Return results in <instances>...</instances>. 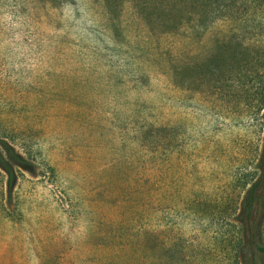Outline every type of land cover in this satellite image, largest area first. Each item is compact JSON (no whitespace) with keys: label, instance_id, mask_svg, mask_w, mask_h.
Here are the masks:
<instances>
[{"label":"rangeland","instance_id":"1","mask_svg":"<svg viewBox=\"0 0 264 264\" xmlns=\"http://www.w3.org/2000/svg\"><path fill=\"white\" fill-rule=\"evenodd\" d=\"M219 2L188 34L264 38V2ZM159 5L0 0V137L35 164L10 195L0 172V264H241L263 111L193 67L170 81L164 53L192 54L161 34Z\"/></svg>","mask_w":264,"mask_h":264},{"label":"trees","instance_id":"2","mask_svg":"<svg viewBox=\"0 0 264 264\" xmlns=\"http://www.w3.org/2000/svg\"><path fill=\"white\" fill-rule=\"evenodd\" d=\"M172 1L160 0L158 7L162 14L158 20L163 28L161 34L184 35L188 40V47L190 45L192 56H189L187 46L177 51L172 59L164 53L167 59L164 63L168 66L167 75L170 81L176 80L184 67L198 69L199 86L209 85L210 88L218 91L223 90L226 95L230 93L229 95L255 96L257 111H263L264 120V38L260 37L252 44H246L236 36H231L233 39L229 41L226 36L214 34L211 40L206 41L202 39V33L199 36L201 39L196 40V30L188 34L189 25L192 28L197 26V30L207 29L208 25L205 23L213 22L218 18L217 11H223L220 9L224 5L219 0H213L209 7L213 6L215 9L214 11L210 9L208 12L206 0ZM257 1L260 5L264 2V0ZM211 52L215 53L213 58L209 56ZM34 170L33 161L0 137V172L5 178L8 195L11 194L22 174H33ZM244 186L247 188L235 217L242 236L238 238L235 249L242 259L241 264H263L264 245L256 244L254 240L259 236L264 215V134L255 171L249 175ZM252 246L257 252L256 256L248 254Z\"/></svg>","mask_w":264,"mask_h":264}]
</instances>
